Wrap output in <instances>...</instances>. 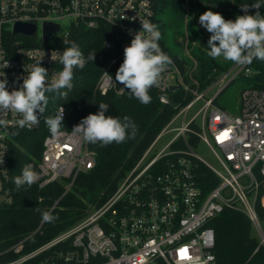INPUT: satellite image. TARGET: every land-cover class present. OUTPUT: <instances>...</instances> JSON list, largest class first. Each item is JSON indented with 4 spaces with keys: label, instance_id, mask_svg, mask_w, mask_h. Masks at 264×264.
<instances>
[{
    "label": "built area",
    "instance_id": "2783aa9c",
    "mask_svg": "<svg viewBox=\"0 0 264 264\" xmlns=\"http://www.w3.org/2000/svg\"><path fill=\"white\" fill-rule=\"evenodd\" d=\"M155 1L0 0V79H7V90L19 89L31 65L41 59L50 79L62 70L59 55L69 46L64 41H70L78 28L92 30L108 25L133 39L142 30L141 19L155 24ZM18 23L35 25V33L16 31ZM45 23L59 26L48 40L44 39ZM129 45L127 41L122 43L123 54ZM112 46L111 42L106 43L107 48ZM185 49L195 69L197 61L188 49V42ZM172 60L173 64L162 76L161 91L182 85L194 94L193 100L179 110L108 198L100 204H90L76 223L37 244L35 238L43 234L46 223L41 219L37 227L13 243L0 245V264H216L215 230L209 223L226 208L248 214L264 244V230L255 208L261 189L258 174L264 176V89L254 82L244 88L237 114L214 102L228 82L240 76L250 78L257 70L252 64H234L200 91L196 80L193 81L196 87L184 81L178 64ZM214 87L218 93L206 97ZM96 89L101 94L110 91L122 94L126 90L115 82L111 65L103 70ZM161 101L168 99L163 95ZM200 101L203 102L200 109L187 120L188 112ZM180 116L184 117L173 128L175 136L162 150L152 153L161 134ZM0 118L9 121L8 127H0V159L4 161L0 164L1 209L14 202L9 158L11 133L29 129L16 126L18 117L13 113L2 112ZM193 122L199 124V130L193 128ZM40 127L41 119L30 130ZM191 132L211 148L220 170L190 145ZM49 138L50 134L44 138L38 161L39 187L62 182L66 194L80 173L95 167L97 152L82 138L68 135L54 143ZM180 141L186 147H177ZM197 160L220 178V183L206 195L197 183ZM59 201L48 212L52 213Z\"/></svg>",
    "mask_w": 264,
    "mask_h": 264
},
{
    "label": "trees",
    "instance_id": "16d2710c",
    "mask_svg": "<svg viewBox=\"0 0 264 264\" xmlns=\"http://www.w3.org/2000/svg\"><path fill=\"white\" fill-rule=\"evenodd\" d=\"M184 1L156 0L155 10L161 2L163 8L171 5L176 12L184 14L186 11ZM254 2L255 0H198V5L202 10L201 14L212 10L221 13L225 19L235 20L236 16L245 14L240 8L241 4L251 5ZM260 12L264 15V7L260 9ZM248 14H255V10L250 9ZM199 31L197 43L188 44L190 53L197 61L195 69H193L194 62L188 56L173 53L162 39L159 43L162 50L178 64L184 81L196 87L193 83L196 80L199 90L204 91L234 63L225 61L223 58L209 57L207 42L211 34L200 24ZM131 39L120 30L108 25L92 30L78 28L73 31L70 41L79 46L85 57L89 52H96V58L93 62H89L83 70H75L74 87L66 99H61L55 94H47L49 103L45 113L40 117L41 127L39 129L14 131L18 135L13 136L9 156L14 202L0 209V245L11 244L37 227L41 221L42 212L48 211L57 199H60L59 205L51 213L57 219L54 222L45 223L43 234L35 238L37 244L76 223L86 213L90 204H100L116 190L127 172L136 165L173 117L193 100L194 94L182 85L165 92L161 91L160 87H153L150 90L152 101L148 105L141 104L135 98L129 99L127 90L122 94L115 91L101 94L96 89L100 75L105 67L111 65V73L115 78L116 71L124 59L121 45L125 41L131 43ZM108 42L113 44L111 48L106 47ZM178 43L184 46V42L178 41ZM252 67L257 70L254 76L238 78L247 79L254 82L257 87L264 89V62L253 60ZM226 88L227 86L220 94ZM163 95L167 97V102L161 101ZM218 96L214 99L217 105H219ZM101 102L109 105V110L105 115L121 119L127 115L134 120L138 128L135 138L119 144L112 143L107 147L89 144L97 152V163L92 169L80 173L72 189L66 194H63L62 182L51 183L44 188H40L37 182L30 188L25 185L17 190L13 179L21 174L25 164L32 163L38 172L43 141L50 134L44 123L45 117L55 116L58 108L63 105L66 111L63 129L72 130L82 118L97 113ZM192 126L196 131L200 129L197 122H193ZM188 140L191 146L195 148L198 146L199 138L195 133H189ZM176 146L186 147L182 141ZM155 170L159 168L155 167ZM195 172L197 183L205 195L220 183V178L216 173L200 160L196 162ZM258 177L261 180V189L255 208L264 230V176L258 174ZM209 225L215 230L216 264H264V244L261 243L248 214L236 208H226L215 216Z\"/></svg>",
    "mask_w": 264,
    "mask_h": 264
},
{
    "label": "clouds",
    "instance_id": "9594fccd",
    "mask_svg": "<svg viewBox=\"0 0 264 264\" xmlns=\"http://www.w3.org/2000/svg\"><path fill=\"white\" fill-rule=\"evenodd\" d=\"M262 7L264 0H255L251 5L241 4L240 8L245 14L236 16L235 20L225 19L221 13L212 10L201 14L199 24L211 34L207 42V55L212 59L223 58L240 66L251 65L253 60L264 62V15L260 12ZM250 9H254L255 14H248ZM140 23L142 30L124 48V59L116 71L115 82H119L129 92V99L135 98L141 104L148 105L152 101L150 90L161 86L162 76L173 64V60L160 46L161 32L157 26L147 19H141ZM64 43L70 46L65 47L59 55L62 70L54 73L50 79L48 70L41 66L42 59L31 65L19 89L7 90V79H0V113L15 114L18 117L15 125L19 128L30 130L38 125L49 103L47 94L66 99L74 87V70H83L89 62L95 60L96 52H89L85 57L75 42ZM7 66L8 64L5 68ZM108 110V104L99 103L97 113L82 118L70 133H66L63 130L65 108L59 107L55 116L44 119L50 141L54 143L70 135L73 138H82L89 144L107 147L112 143L119 144L134 139L138 131L134 120L127 115L122 119L105 115ZM8 125L9 121L0 118V127L6 128ZM11 135L18 133L12 132ZM3 163V159H0V164ZM39 179L40 175L35 166L28 163L23 166L21 174L14 177L13 182L19 190L25 185L30 188ZM41 219L50 223L57 217L44 211Z\"/></svg>",
    "mask_w": 264,
    "mask_h": 264
},
{
    "label": "rangeland",
    "instance_id": "374dc122",
    "mask_svg": "<svg viewBox=\"0 0 264 264\" xmlns=\"http://www.w3.org/2000/svg\"><path fill=\"white\" fill-rule=\"evenodd\" d=\"M185 6V13L179 14L171 5L166 7L161 6V2L158 3L155 14V25L161 32V39L164 41L173 53L180 56H187L185 44L197 43L200 31H199V16L202 13L199 8L198 0H185L183 2ZM178 41L184 42V46L180 45ZM251 86V81L238 78L233 83L229 84L227 88L218 96V104L220 107H224L226 111L231 114H237L240 112L241 102L240 96L244 88ZM218 93V88L214 87L206 93V97L215 96ZM203 102H198L187 114V120L194 115L202 106ZM184 116H180L170 126L168 131L161 134L160 139L157 141L153 148L152 153H157L162 150L175 136L176 130L174 127H178L183 120ZM201 116L198 117V120ZM198 154L217 169H221V165L214 155L211 148L204 142H199L196 147ZM230 191H228L229 193ZM256 233V231L254 232Z\"/></svg>",
    "mask_w": 264,
    "mask_h": 264
},
{
    "label": "water",
    "instance_id": "95a60500",
    "mask_svg": "<svg viewBox=\"0 0 264 264\" xmlns=\"http://www.w3.org/2000/svg\"><path fill=\"white\" fill-rule=\"evenodd\" d=\"M58 25L56 24H52V23H45L44 25V39L48 40V37L51 33H53L54 31H56L58 29ZM16 31H22V32H26L28 34H34L36 31V26L33 24H22V23H18L17 27H16ZM230 82H228L226 86L229 85Z\"/></svg>",
    "mask_w": 264,
    "mask_h": 264
}]
</instances>
